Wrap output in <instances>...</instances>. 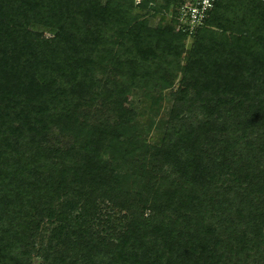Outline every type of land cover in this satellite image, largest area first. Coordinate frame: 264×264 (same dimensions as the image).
<instances>
[{"label":"trees","instance_id":"16d2710c","mask_svg":"<svg viewBox=\"0 0 264 264\" xmlns=\"http://www.w3.org/2000/svg\"><path fill=\"white\" fill-rule=\"evenodd\" d=\"M183 1L0 0V264H264V0Z\"/></svg>","mask_w":264,"mask_h":264},{"label":"built area","instance_id":"2783aa9c","mask_svg":"<svg viewBox=\"0 0 264 264\" xmlns=\"http://www.w3.org/2000/svg\"><path fill=\"white\" fill-rule=\"evenodd\" d=\"M216 2L217 0H184L177 18L179 21L178 28L193 32L204 23L208 13L214 9Z\"/></svg>","mask_w":264,"mask_h":264},{"label":"rangeland","instance_id":"374dc122","mask_svg":"<svg viewBox=\"0 0 264 264\" xmlns=\"http://www.w3.org/2000/svg\"><path fill=\"white\" fill-rule=\"evenodd\" d=\"M138 1H139V0H138ZM160 17H161V15H159L158 17H156V18H154V19H151V24H153V25H157L158 22H159V20H160ZM173 22H174V24H175L176 26H177L178 23H179V21H178L177 18H173ZM190 41H191V40H190ZM190 41H188V45L191 44ZM145 90H148V88L145 89ZM168 93H169V92H168ZM168 93H167V95H168ZM167 95H166V97H167ZM133 97H135V98H137V99H143V91L134 92L133 95L128 96V97L126 98V100H125V105H126L127 107H128V105L131 104V101H132ZM170 107H171V105H170L169 102L166 100L165 103H164V105H163V111L169 109Z\"/></svg>","mask_w":264,"mask_h":264}]
</instances>
